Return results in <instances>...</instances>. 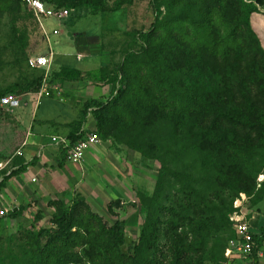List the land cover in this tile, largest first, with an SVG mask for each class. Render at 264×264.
<instances>
[{
	"label": "trees",
	"instance_id": "obj_1",
	"mask_svg": "<svg viewBox=\"0 0 264 264\" xmlns=\"http://www.w3.org/2000/svg\"><path fill=\"white\" fill-rule=\"evenodd\" d=\"M44 1L56 7H79L67 0ZM21 2L0 0V15H11L13 6ZM82 2L100 4L104 12H115L125 3L112 8L104 0ZM152 5L155 22L148 31L136 34L133 45L140 47L130 46L120 65L109 72L113 75L109 83L114 85L111 97L85 104L82 118L73 126L72 143L85 135L81 129L93 108L94 132L102 141L123 143L156 160L155 131L159 124L167 123L175 134L185 137V152L198 156L206 172L201 176L189 164L180 169L161 166L140 237L126 250V223L117 220L110 225L77 193L71 205L60 198L49 200L48 206L54 209L53 226L24 231L19 236L21 256L7 257L1 246L0 264L220 262L219 251L208 249V243L223 231L229 232V238L236 237L230 220L235 200L245 194L252 199V205L246 204L250 208L263 199L264 184L258 187V177L264 172V48L251 25L257 5L246 0H152ZM19 32V27H13L14 39L21 38L25 54L28 44L25 35L18 37ZM91 76L94 74L64 67L54 78ZM118 80L120 85L115 88ZM42 86L43 78L36 77L0 91V98L8 93H35ZM175 96L181 99L175 101ZM62 154L60 167L67 161V151ZM13 164L18 169L3 177L0 189L32 163L15 160ZM171 178L178 189L176 199L168 205L166 188ZM120 206V199L114 200L108 210L117 215L115 207ZM9 212L15 219L23 209ZM163 238L166 241L161 247ZM255 241L252 260L262 247L264 229ZM6 250L11 252L10 247Z\"/></svg>",
	"mask_w": 264,
	"mask_h": 264
},
{
	"label": "rangeland",
	"instance_id": "obj_2",
	"mask_svg": "<svg viewBox=\"0 0 264 264\" xmlns=\"http://www.w3.org/2000/svg\"><path fill=\"white\" fill-rule=\"evenodd\" d=\"M104 1L112 8H115L119 2L125 3L115 12H104L103 6L100 4L92 5L85 4L82 0H67L69 4L79 3V7L68 5L74 11L63 21L55 19L40 21L34 12L23 3L13 6L11 15L9 13L0 15V91L15 87L17 84L25 85L38 77L47 78L46 88L51 92V97L44 96L41 102L31 95L32 92L15 93L22 101L21 106L16 110H9L0 105V163L5 165L22 148L28 135L27 127L37 130L41 124L39 121L44 120L48 121L46 128L52 129L54 125L51 126L50 122L53 120L63 123L81 119L83 114L80 115V113L88 101L98 100L97 98H100L98 101L108 100L109 96L106 93H109L112 88L114 89L112 84L109 87L106 86L113 77L109 72L120 65L124 59L125 51L130 46H134L135 49L140 47L139 44L133 45L136 34L151 28L155 22L156 13L152 0ZM13 27H19L21 30L18 37L20 35L26 37L28 46L25 48V54L21 49V38L19 37L17 41L14 39ZM55 29H58L60 33L55 34ZM45 30L49 33L48 37L44 35ZM90 37L94 38L90 40ZM51 51L54 52V62L51 68L32 69L29 67L28 59L30 57L48 55ZM58 66L87 70L84 71V74L90 72L94 76H91V79H86L85 83L80 86L68 82L63 83L62 79L57 82L58 78H54V76L63 69L57 68ZM102 75H108L110 78L106 80ZM119 85L118 80L115 88H118ZM170 98L172 101L173 96ZM180 99V96L174 97L175 101ZM36 102H38L37 106ZM55 130L52 129V131ZM155 133L159 146L158 159H148L123 143L117 142L116 144L111 141L110 149L115 147L120 152L117 154L116 165L109 163L106 172L109 175L101 176L103 180L105 179V181L102 180L104 186L100 187L99 184L91 186L89 181H86L85 184L86 191L89 192L86 193L89 195V200H86L95 212L110 225L117 220L126 223L128 238L125 250L140 237L144 218L151 202L150 196L155 190L161 166L180 169L189 164L201 176L206 172L202 168V162L198 156L188 155L185 152L184 148H187L185 137L175 134L169 124H159ZM21 150L24 151L23 148ZM15 157L17 156L15 155ZM15 160L24 161L23 157L19 156ZM13 166L14 164H9L4 171ZM97 181L99 182V179ZM262 184H264V172L258 177V187L262 188ZM177 189L178 185L173 179L168 180L166 188L170 195V199L167 201L168 205H171L172 201L176 199ZM40 193L37 201L23 202L25 204L20 217L12 219L8 212L6 216L0 218V249L2 246L7 257L21 256L20 247L23 242L19 236L24 231L53 226L50 219L54 209L48 206V202L52 198ZM71 193L69 191L67 196L63 193L58 196L67 205H71L73 201ZM240 198L242 197L240 196ZM119 199L121 206L115 207L117 215H113L108 210V204ZM237 200L238 198L235 202ZM239 200L242 203L241 207H237L234 202L236 211H244L246 204L252 205L251 198L245 199V201L244 199ZM235 229L234 225V231ZM236 238L237 235L235 238H229L228 231H223L213 237L208 243V249H213L214 252L219 251L220 262L212 263L207 260L205 264H243L246 258L237 255L238 253L231 248V241ZM165 241L164 238L161 239V247ZM8 247L11 252L6 250Z\"/></svg>",
	"mask_w": 264,
	"mask_h": 264
},
{
	"label": "crops",
	"instance_id": "obj_3",
	"mask_svg": "<svg viewBox=\"0 0 264 264\" xmlns=\"http://www.w3.org/2000/svg\"><path fill=\"white\" fill-rule=\"evenodd\" d=\"M257 1L260 8L251 15V25L257 33L264 48V0ZM93 38L90 37V40ZM79 56H81V54H79ZM64 67L70 66H58L57 68L60 69ZM81 71L84 72L87 70ZM86 79L87 78L80 80H64L63 83L68 82L69 84L80 86L81 84L85 83ZM59 80L60 79L58 78L56 81L58 82ZM111 84L112 83H108L106 86L109 87ZM113 91L114 89L112 88L109 93H106L108 94L109 98L113 94ZM91 94L94 95L93 93ZM93 98H96V96H93ZM97 99L100 100V98ZM92 109L93 108L89 109V113L86 116V120L81 129V131L84 133H89L96 130V120L91 113ZM79 120L80 118L63 123L53 120L50 122V124L51 126L54 125L52 127L53 130L57 129L55 131H52L50 128H46L48 121L44 120L39 121L41 124L37 130L28 127L26 128L28 131V135L25 140L26 145L22 146L24 150L23 155L19 157H23L24 163L31 162L32 164H29L27 170L10 178L6 182L5 187L0 190L1 207H8L9 211L12 209L17 211L20 207L24 208V201H37L41 195L40 192L44 193L46 196H50L52 199H55L59 198L58 195L62 193L64 195L66 194L65 196H67L70 191L72 192L71 199H74L76 193H81L86 199L89 200V195L86 194L89 192L86 191L85 188L86 181H89L91 186H94V184H99L100 187L104 186V183H102L103 178L101 176H105V174L109 175V173H106L108 171L109 163L116 165V158L118 157L114 150L110 149V142L102 141L97 145L89 147L86 149L82 160L79 162H71L67 158L64 166H59L61 158L63 157L62 152H64L66 149L63 148L62 144H58V142L54 140L66 138L72 142L71 135H73V126ZM17 157H14L10 164H13V161H15ZM17 167L19 166H13L8 171L12 169L15 170ZM33 179H36V181H33ZM98 179L99 182L97 181ZM103 181H105V179ZM243 214L248 219L255 236H261L262 230L264 229V196L263 199L254 207L249 208L246 206ZM256 261H258L260 264H264V241L256 256ZM247 262L248 259H244L243 264H246Z\"/></svg>",
	"mask_w": 264,
	"mask_h": 264
},
{
	"label": "built area",
	"instance_id": "obj_4",
	"mask_svg": "<svg viewBox=\"0 0 264 264\" xmlns=\"http://www.w3.org/2000/svg\"><path fill=\"white\" fill-rule=\"evenodd\" d=\"M23 4L29 7L30 10L34 12L36 17L42 21L44 19H55L57 21H63L71 15L72 9L66 7H56V6H48L44 0H22ZM249 3H256L257 0H246ZM55 34H58V30H54ZM45 35L48 37V33L45 30ZM53 58V52L50 55H38L32 56L28 60V64L31 68H41V67H49ZM46 79L44 81V85L42 90L37 93L38 98L40 99L44 95L49 96L51 93L46 88ZM0 105L9 110H14L21 106V99L16 94H5L0 98ZM57 141L58 144H62L63 148L67 150V158L71 162H79L82 160L84 156V152L90 146L96 145L101 142L99 136L96 133L87 134L85 137L80 140L72 143L69 139L60 138ZM23 152L19 149L15 155L20 156ZM12 159L4 163H0V181L3 180V177L7 174H10L11 171H8L6 174L3 173V169L11 162ZM2 172V173H1ZM36 181V179H33ZM242 200L246 199V196L242 194ZM235 205L241 207V200H237ZM236 207V208H237ZM9 210L6 208H0V218L6 216ZM230 219L235 223L236 226V235L237 238L231 241V248L235 250L241 257L249 259L247 264H260L256 260L253 259V253L257 248V243L255 241V234L252 231L251 225L249 221L244 218L243 213L240 211H235Z\"/></svg>",
	"mask_w": 264,
	"mask_h": 264
},
{
	"label": "clouds",
	"instance_id": "obj_5",
	"mask_svg": "<svg viewBox=\"0 0 264 264\" xmlns=\"http://www.w3.org/2000/svg\"><path fill=\"white\" fill-rule=\"evenodd\" d=\"M21 3H23V1H22ZM251 3H252V2H251ZM255 4H256V3H255ZM256 5H257V7H258V9H259L260 6H259L258 1H257V4H256ZM48 6H52V5H48ZM66 8H67V7H66ZM69 9H72V12L74 11L73 8H69ZM42 21H44V20H42ZM42 27H43V25H42ZM47 33H48V31H47ZM44 35H45V31H44ZM48 35H49V33H48ZM45 37H46V35H45ZM51 52H52V51H51ZM51 52H50V53H51ZM50 53H49L48 55H50ZM44 55H46V54H44ZM53 59H54V52H53V58H52V61H51V64H50L49 67L32 68V69H49V68L51 67L52 63H53ZM28 60H29V59H28ZM28 65H29V64H28ZM29 67H30V66H29ZM30 68H31V67H30ZM45 79H46V83H47V78H45ZM45 79H43V85H44V81H45ZM45 86H46V84H45ZM42 88H43V86L41 87V89H40L38 92H35V93L33 92V93H31V95H33V96L36 97V99L38 100V102H41V99H42L44 96H46V95H44V96L41 97L40 99L38 98L37 93H39V92L42 90ZM50 93H51V92H50ZM8 94H9V93H8ZM12 94H13V93H12ZM14 94H15V93H14ZM49 96L51 97V94H50ZM38 102H37V103H38ZM21 104H22V101H21ZM1 107H2V106H1ZM3 108H4V107H3ZM18 108H19V107H18ZM16 109H17V108H16ZM16 109H14V110H16ZM90 133H95V132L93 131V132L85 133V135H84L83 137H85L87 134H90ZM83 137H82V138H83ZM99 138H100V137H99ZM79 140H80V139H79ZM100 140H101V139H100ZM25 142H26V141H24L23 146L26 145ZM101 142H102V140H101ZM101 142H100V143H101ZM98 144H99V143H98ZM96 145H97V144H96ZM90 147H91V146H90ZM20 149H22V148H20ZM22 155H23V154H22ZM22 155H20V156H22ZM16 156H17V155H16ZM14 157H15V155H14ZM12 159H13V158H12ZM9 164H10V163H9ZM9 164H8V165H9ZM8 165H7V166H8ZM7 166H6V167H7ZM6 167H5V168H6ZM5 168L3 169V171L5 170ZM12 170H14V169H12ZM12 170H10V171H12ZM7 172H8V170H7ZM5 174H6V173H5ZM243 195H245V194H243ZM245 196H246V195H245ZM241 197H242V194H241ZM238 199H241V198H238ZM247 199H248V198L246 197V200H247ZM244 201H245V200H244ZM235 211H236V210H235ZM235 211H234V212H235ZM240 211L243 212V210H240ZM234 212H233V213H234ZM233 213H232V214H233ZM232 214H231V215H232ZM243 215H244V214H243ZM244 218H246L245 215H244ZM246 219H247V218H246ZM247 220H248V219H247ZM235 231H236V230H235ZM255 238H256V236H255ZM248 261H249V259H248ZM257 262H258V261H257ZM246 264H247V263H246Z\"/></svg>",
	"mask_w": 264,
	"mask_h": 264
}]
</instances>
